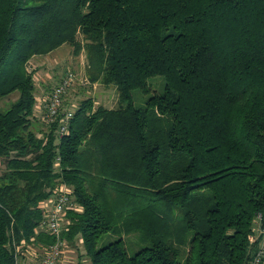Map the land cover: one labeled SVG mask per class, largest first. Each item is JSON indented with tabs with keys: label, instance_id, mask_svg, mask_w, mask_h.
<instances>
[{
	"label": "trees",
	"instance_id": "obj_1",
	"mask_svg": "<svg viewBox=\"0 0 264 264\" xmlns=\"http://www.w3.org/2000/svg\"><path fill=\"white\" fill-rule=\"evenodd\" d=\"M68 45L86 98L38 118L31 60ZM160 77L163 90L148 80ZM148 96L133 104V92ZM0 264L52 244L41 204L65 185L86 264H247L264 222V0H0ZM107 234L120 236L98 247ZM136 234L128 254L122 236Z\"/></svg>",
	"mask_w": 264,
	"mask_h": 264
},
{
	"label": "rangeland",
	"instance_id": "obj_2",
	"mask_svg": "<svg viewBox=\"0 0 264 264\" xmlns=\"http://www.w3.org/2000/svg\"><path fill=\"white\" fill-rule=\"evenodd\" d=\"M85 69L86 67L84 55L75 57L73 55L72 48L68 45L55 50L48 56L38 57L30 61L28 70L34 73L35 84L37 86V108L42 116L44 114V97H47V95L52 92V90L60 83V81L67 73L73 74L74 81L62 98V106L58 111V114L62 115L66 112L67 108L78 104V102L86 98H93L96 102V105H100L106 109H115L117 107V95L113 88H106L101 84H93L91 86L84 84V82L87 81ZM148 83L156 86L157 93L162 92V78H152L148 80ZM132 97L133 104L138 109H142L148 99V96L141 95L137 91L133 92ZM16 98L17 94H13L12 96L1 101L0 109L8 107V105L11 102L15 101ZM41 115H37V117L41 118ZM118 238H120V236L116 234H107L99 242L98 247L100 248L102 246H105L117 240ZM121 239L125 243L128 254L130 256H133L140 249L136 234L126 237L122 236ZM68 247L69 246H67L66 250L68 249ZM69 254H71L69 256H71L70 259H72L69 260V264H86L84 262L85 258L81 257L82 255H80L77 248L70 247ZM63 255H61L60 260L62 259ZM40 258H38V260Z\"/></svg>",
	"mask_w": 264,
	"mask_h": 264
},
{
	"label": "built area",
	"instance_id": "obj_3",
	"mask_svg": "<svg viewBox=\"0 0 264 264\" xmlns=\"http://www.w3.org/2000/svg\"><path fill=\"white\" fill-rule=\"evenodd\" d=\"M73 81V74H65L52 92L47 97H44L43 121L45 123L51 124L58 117V111L62 106V98L71 87ZM84 84H87V81ZM71 117V112L62 114L58 125V135H62L65 132ZM41 209L44 211V219L39 224V230L45 232L51 238L52 244L44 248L38 261L37 258L35 259L36 251L30 248L29 252L24 256L26 259L21 258L16 264H58L61 255L64 254L67 248L63 240V231L68 224L66 215L71 211H78L70 196V190L65 185L57 187L54 195L41 204ZM256 223L257 226L253 229L255 235L249 239V243L256 245V248L247 264H264V222H262L261 215L256 217Z\"/></svg>",
	"mask_w": 264,
	"mask_h": 264
},
{
	"label": "crops",
	"instance_id": "obj_4",
	"mask_svg": "<svg viewBox=\"0 0 264 264\" xmlns=\"http://www.w3.org/2000/svg\"><path fill=\"white\" fill-rule=\"evenodd\" d=\"M37 110H38V108H37ZM38 114L41 115L39 110H38ZM69 252H70V246L68 247V249L66 250V252L62 256V259L60 260L59 264H69V260H72V259H70L71 256H69V255H71V254H69ZM76 264H78V263H76Z\"/></svg>",
	"mask_w": 264,
	"mask_h": 264
}]
</instances>
